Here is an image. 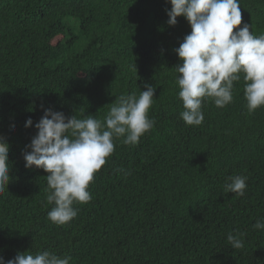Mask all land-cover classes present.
Here are the masks:
<instances>
[{"label":"trees","instance_id":"obj_1","mask_svg":"<svg viewBox=\"0 0 264 264\" xmlns=\"http://www.w3.org/2000/svg\"><path fill=\"white\" fill-rule=\"evenodd\" d=\"M242 23L264 34V0H239ZM165 0H0V134L10 183L0 193V255L42 251L70 264H264V106L249 114L243 74L223 108L205 98L200 126L180 113L173 51L191 29L167 25ZM236 29H234L235 31ZM156 88L154 127L114 152L64 225L48 219L47 173L22 150L44 109L105 120L121 95ZM34 122L25 128L28 118ZM15 125L12 130L11 126ZM130 173L125 175L117 169ZM247 177L244 196L224 190ZM245 233L233 249L227 235Z\"/></svg>","mask_w":264,"mask_h":264},{"label":"clouds","instance_id":"obj_2","mask_svg":"<svg viewBox=\"0 0 264 264\" xmlns=\"http://www.w3.org/2000/svg\"><path fill=\"white\" fill-rule=\"evenodd\" d=\"M168 17L166 23L175 26L177 18L183 17L191 31L183 37L179 47L173 51L179 58L174 66L179 74L176 83L178 96L184 110L180 113L188 126H200L204 121L201 110L205 98L223 108L233 100L234 82L245 81L244 97L249 114L264 106V34L256 36L250 24L242 27L239 0H165ZM234 29H236L234 31ZM137 97L135 93L117 98L104 122L89 115L78 119L66 116L62 111L44 109L43 115L34 124L29 117L25 128L36 130L30 143L22 150L26 169H43L47 173L46 200L52 205L48 219L57 225L70 222L76 215L74 203L91 200L88 186L114 152V138L124 137L126 145H136L140 138L151 130L156 121L148 116L153 104L156 88L144 84ZM12 130L15 125L11 126ZM10 145L0 134V193L10 183ZM130 174L125 169H117ZM247 177L243 175L227 178L224 190L244 196ZM253 227L264 230V217L257 219ZM245 233L237 230L227 235L233 249L244 247ZM70 256L61 257L54 252L42 251L35 255L17 253L5 260L0 255V264H70Z\"/></svg>","mask_w":264,"mask_h":264}]
</instances>
